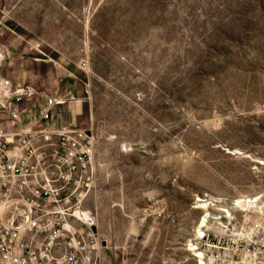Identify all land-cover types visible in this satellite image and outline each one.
Listing matches in <instances>:
<instances>
[{"label": "rangeland", "instance_id": "obj_1", "mask_svg": "<svg viewBox=\"0 0 264 264\" xmlns=\"http://www.w3.org/2000/svg\"><path fill=\"white\" fill-rule=\"evenodd\" d=\"M58 2L60 49L38 42L71 60L49 85L77 92L52 98L94 134L99 264H197L205 218L264 220V0Z\"/></svg>", "mask_w": 264, "mask_h": 264}, {"label": "built area", "instance_id": "obj_2", "mask_svg": "<svg viewBox=\"0 0 264 264\" xmlns=\"http://www.w3.org/2000/svg\"><path fill=\"white\" fill-rule=\"evenodd\" d=\"M34 48L46 57L39 42ZM12 58L0 44V111L18 125L19 105L35 89L3 74ZM55 103L64 99L49 98L38 119L49 120ZM94 153L89 129H0V264H99L97 215L85 207L96 183ZM223 221V232L210 231L207 218L197 229L189 244L196 263L264 264V220L228 212Z\"/></svg>", "mask_w": 264, "mask_h": 264}, {"label": "crops", "instance_id": "obj_3", "mask_svg": "<svg viewBox=\"0 0 264 264\" xmlns=\"http://www.w3.org/2000/svg\"><path fill=\"white\" fill-rule=\"evenodd\" d=\"M58 4V0H0V44L13 52V58L3 65V74L22 84L31 85L27 80L34 82L42 76L46 77L45 80L48 83L42 87L43 93L47 96L46 99H41L39 97L41 95L33 96L19 105L20 122L18 125L12 123L7 113L0 111V129L19 132L23 129L36 131L58 127H78L76 115L79 111H75L71 105L63 106V103H55L51 106L49 120L38 119L40 109L47 104L49 98L55 94L62 97L77 92L76 82L72 77L61 79V84L58 83L53 88L49 85L53 79V72L57 70L56 66L69 65L71 60L65 61L53 52L51 53L53 57L46 55L48 58L33 55L34 43L38 41L43 43V48L47 51L60 49L59 41L54 35L67 33L66 18L68 15L65 12L67 9L65 5L62 9L63 14H59ZM39 69H46L47 73L44 74Z\"/></svg>", "mask_w": 264, "mask_h": 264}, {"label": "bare ground", "instance_id": "obj_4", "mask_svg": "<svg viewBox=\"0 0 264 264\" xmlns=\"http://www.w3.org/2000/svg\"><path fill=\"white\" fill-rule=\"evenodd\" d=\"M204 221H205V219H204ZM203 225H204V223L201 224V226H203ZM201 226H200V227H201ZM201 230H202V229H200V230H198V231L201 232Z\"/></svg>", "mask_w": 264, "mask_h": 264}]
</instances>
